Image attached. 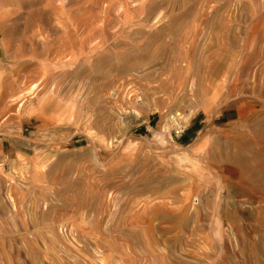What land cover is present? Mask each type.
Masks as SVG:
<instances>
[{
    "label": "rangeland",
    "instance_id": "obj_1",
    "mask_svg": "<svg viewBox=\"0 0 264 264\" xmlns=\"http://www.w3.org/2000/svg\"><path fill=\"white\" fill-rule=\"evenodd\" d=\"M263 106L264 0H0V264H264Z\"/></svg>",
    "mask_w": 264,
    "mask_h": 264
},
{
    "label": "bare ground",
    "instance_id": "obj_2",
    "mask_svg": "<svg viewBox=\"0 0 264 264\" xmlns=\"http://www.w3.org/2000/svg\"><path fill=\"white\" fill-rule=\"evenodd\" d=\"M262 111H264V106ZM256 121L260 123L261 129L256 131L254 135H249L251 136L249 141L245 138L244 133H240L233 138L232 142H234V146L237 149L234 154V160L231 159L226 163H221L215 158L212 160L218 164L216 167L217 173L226 183L229 181L233 182L236 191L242 189L256 195L259 199L258 202L262 204L264 203V187L261 186L263 184L261 173L264 172V118L261 120L256 119ZM245 147L249 152H252L253 149L255 150L256 161L254 165L243 162L240 158Z\"/></svg>",
    "mask_w": 264,
    "mask_h": 264
}]
</instances>
